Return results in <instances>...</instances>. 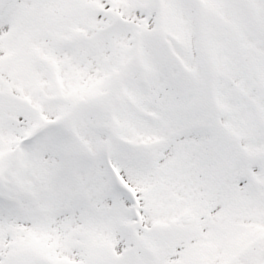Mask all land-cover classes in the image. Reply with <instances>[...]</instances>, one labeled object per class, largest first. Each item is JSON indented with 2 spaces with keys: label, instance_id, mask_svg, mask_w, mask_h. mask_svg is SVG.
Returning <instances> with one entry per match:
<instances>
[{
  "label": "snow or ice",
  "instance_id": "1",
  "mask_svg": "<svg viewBox=\"0 0 264 264\" xmlns=\"http://www.w3.org/2000/svg\"><path fill=\"white\" fill-rule=\"evenodd\" d=\"M0 264H264V0H0Z\"/></svg>",
  "mask_w": 264,
  "mask_h": 264
}]
</instances>
